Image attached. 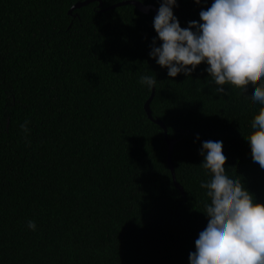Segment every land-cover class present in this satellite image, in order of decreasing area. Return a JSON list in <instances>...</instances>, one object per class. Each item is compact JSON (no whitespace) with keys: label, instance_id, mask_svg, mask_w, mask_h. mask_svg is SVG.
Returning <instances> with one entry per match:
<instances>
[{"label":"trees","instance_id":"trees-1","mask_svg":"<svg viewBox=\"0 0 264 264\" xmlns=\"http://www.w3.org/2000/svg\"><path fill=\"white\" fill-rule=\"evenodd\" d=\"M78 1L0 0V264H190L206 218L202 141L221 134L226 170L264 202V168L244 139L261 107L254 85L214 95L203 62L169 78L149 56L154 10L95 0L70 13ZM211 3L173 11L187 27ZM153 91L183 190L145 108Z\"/></svg>","mask_w":264,"mask_h":264},{"label":"clouds","instance_id":"clouds-1","mask_svg":"<svg viewBox=\"0 0 264 264\" xmlns=\"http://www.w3.org/2000/svg\"><path fill=\"white\" fill-rule=\"evenodd\" d=\"M158 2L153 19L157 35L152 38L149 56L167 68L169 78L181 73L191 77L205 63L206 83L214 85V95H225L228 83L238 85L241 92L251 82L254 86L248 99L261 107L244 139L252 160L264 168V0H212L199 12L200 19L189 21L187 27H181L174 14L178 0ZM194 2L200 4L201 0ZM156 80L147 74L139 77V83L149 89ZM28 124L20 125L25 133ZM199 154L205 175L200 187L208 195L206 218L194 232L188 253L190 264H264V202L256 201L243 181L226 170L221 134L202 141ZM27 227L35 231L37 225L29 220Z\"/></svg>","mask_w":264,"mask_h":264},{"label":"water","instance_id":"water-1","mask_svg":"<svg viewBox=\"0 0 264 264\" xmlns=\"http://www.w3.org/2000/svg\"><path fill=\"white\" fill-rule=\"evenodd\" d=\"M93 1H95V0H84V1H78V2H76L72 6V8L70 9V13H72V11L74 9L80 8V7L84 6V5L89 4L90 2H93ZM126 4L135 5L137 8H139L142 12H145V13H150L152 10H154L155 11V15H156L157 12H158V8L155 7L154 5H145V4L141 3L139 0H124V1H121V2H118V3H115V4L111 5V6H108V7H106V9H110V8H114V7L121 6V5H126ZM102 5H103V1L100 0V6H102ZM154 94H155V92L153 91L152 95L150 96V98L147 100V102L145 104V108H146V111H147L149 117L151 119L155 120L158 124H160L165 129L166 138H167V141H168L169 146H170V148H169L168 162H169L170 168H171V170L173 172V176H174V180H175L176 185L181 190H183L182 186L176 180L175 169H174L173 160H172V153H173V149H174V145L176 143V140L169 138L168 130H167V127L164 124V122L161 119H159V118H154L153 117L150 104H151V102H152V100L154 98Z\"/></svg>","mask_w":264,"mask_h":264}]
</instances>
